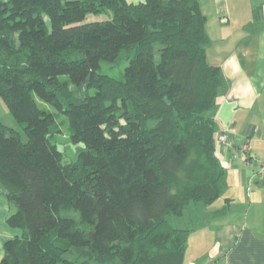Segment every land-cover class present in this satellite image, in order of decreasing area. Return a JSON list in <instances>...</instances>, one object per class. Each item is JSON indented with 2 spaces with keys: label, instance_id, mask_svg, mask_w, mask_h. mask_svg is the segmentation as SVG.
Masks as SVG:
<instances>
[{
  "label": "trees",
  "instance_id": "trees-1",
  "mask_svg": "<svg viewBox=\"0 0 264 264\" xmlns=\"http://www.w3.org/2000/svg\"><path fill=\"white\" fill-rule=\"evenodd\" d=\"M205 23L198 0H0V97L25 135L0 120V187L19 231L0 264L183 263L198 224L171 216L198 218L226 187L212 116L224 77ZM103 61L125 63L122 78ZM43 103L66 117L75 161Z\"/></svg>",
  "mask_w": 264,
  "mask_h": 264
},
{
  "label": "crops",
  "instance_id": "crops-1",
  "mask_svg": "<svg viewBox=\"0 0 264 264\" xmlns=\"http://www.w3.org/2000/svg\"><path fill=\"white\" fill-rule=\"evenodd\" d=\"M198 1L210 38L207 58L224 77L212 116L217 133L226 132L232 144L217 140L224 200L190 232L182 264H264V171L256 174L264 159V0ZM10 211L0 187V259L4 241L19 232L6 222Z\"/></svg>",
  "mask_w": 264,
  "mask_h": 264
},
{
  "label": "rangeland",
  "instance_id": "rangeland-1",
  "mask_svg": "<svg viewBox=\"0 0 264 264\" xmlns=\"http://www.w3.org/2000/svg\"><path fill=\"white\" fill-rule=\"evenodd\" d=\"M129 1H137V0H127ZM112 17V13L111 11H102L99 13H89L86 15V17L84 18L83 22H89V21H103L106 19H110ZM155 61L159 60V54L156 52L154 55ZM124 66L125 63H123L120 66H114L111 67L108 62L103 61L101 63V70L104 73H107L111 76H114L116 78H122L123 76V72H124ZM61 79H68L67 75H61L60 76ZM93 89L90 88L88 90V93L92 94L93 93ZM43 107L46 110H49L50 112L55 114L56 120L58 122V126H57V131L54 132V135L52 137V140L58 144V146L64 151V160L65 161H75L77 159V150L79 149V145H73L70 142L69 139V134H70V129H69V125L67 122L66 117L63 114H60L58 112V109L49 104V103H43ZM0 120L3 124L10 126L12 128H14L15 130H17L20 135L21 138L24 140L25 139V135H24V131L22 128V124H20L8 111L4 101L2 100V98L0 97ZM55 130V128H54ZM225 194V192H223ZM221 200H224V195L222 194V196L219 197V199L217 200L218 202H221ZM216 204H213L212 206H206L202 203H198V212L197 214H199V217L196 218L195 212H189L186 214L185 218H181L178 216H171L170 221L172 222V224L174 226H179V227H184L187 224V218L189 219L190 217H193V219L197 222L198 226L199 224H201V222H206V215H205V210L207 209H213ZM201 211V212H200ZM188 212V211H187ZM202 213V217L201 214ZM197 226V227H198Z\"/></svg>",
  "mask_w": 264,
  "mask_h": 264
},
{
  "label": "built area",
  "instance_id": "built-area-1",
  "mask_svg": "<svg viewBox=\"0 0 264 264\" xmlns=\"http://www.w3.org/2000/svg\"><path fill=\"white\" fill-rule=\"evenodd\" d=\"M221 21H226L225 17H221ZM218 139L225 145V146H230L232 144V140L228 137L226 132H221L218 134ZM246 146H242L241 150L246 151ZM237 151V150H236ZM235 151V152H236ZM264 171V159L261 161L260 168L256 172L257 175H260L261 172Z\"/></svg>",
  "mask_w": 264,
  "mask_h": 264
}]
</instances>
